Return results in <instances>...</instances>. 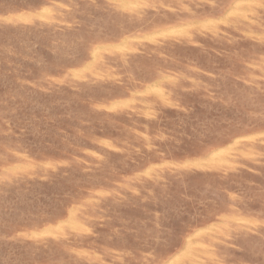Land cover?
<instances>
[{"label": "rangeland", "instance_id": "374dc122", "mask_svg": "<svg viewBox=\"0 0 264 264\" xmlns=\"http://www.w3.org/2000/svg\"><path fill=\"white\" fill-rule=\"evenodd\" d=\"M0 264H264V0H0Z\"/></svg>", "mask_w": 264, "mask_h": 264}]
</instances>
